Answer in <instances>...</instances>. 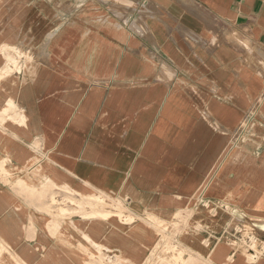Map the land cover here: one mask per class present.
<instances>
[{"label": "crops", "instance_id": "crops-1", "mask_svg": "<svg viewBox=\"0 0 264 264\" xmlns=\"http://www.w3.org/2000/svg\"><path fill=\"white\" fill-rule=\"evenodd\" d=\"M133 4L0 0V264H143L147 218L264 264L204 245L264 223V0Z\"/></svg>", "mask_w": 264, "mask_h": 264}, {"label": "rangeland", "instance_id": "rangeland-1", "mask_svg": "<svg viewBox=\"0 0 264 264\" xmlns=\"http://www.w3.org/2000/svg\"><path fill=\"white\" fill-rule=\"evenodd\" d=\"M94 1H98L100 5L104 6L103 8L107 10V13L114 16L120 15L119 11L123 7L125 10H131L135 7L133 0H101L102 3L99 0ZM65 4L68 5V3ZM128 24L130 23L128 22ZM11 51V63L16 67L23 55L14 49ZM63 199L62 197V206L65 204ZM106 200L108 199L100 196L93 200V204L92 202H88V206L99 207L100 209L105 207L116 209L117 219L122 221L123 210L120 207L118 208V206L108 203ZM50 201L51 204H56L53 196H51ZM103 217L106 218L107 215H103ZM230 224L226 226L222 234L216 237V239L205 242L206 249H208V245L211 242L226 246L231 251V255L226 259L227 263L233 261V257L237 255H242L249 263H253L264 257V223L236 219ZM189 227L185 224H166L154 218L141 219V248L152 250L150 256L146 258L143 264H213L211 258L206 256V254L203 258L202 256L186 252V249H192L193 247L181 235L187 229H191ZM150 230L153 232L151 240L148 237L145 239L144 232L148 233ZM224 232L225 234L223 235ZM94 248L99 250L97 264H117V258L110 260L107 256H103L100 251L104 249L103 246L94 245Z\"/></svg>", "mask_w": 264, "mask_h": 264}, {"label": "built area", "instance_id": "built-area-1", "mask_svg": "<svg viewBox=\"0 0 264 264\" xmlns=\"http://www.w3.org/2000/svg\"><path fill=\"white\" fill-rule=\"evenodd\" d=\"M247 126H248V122L246 121L244 123V125L239 129V131L237 133V136H236L235 140L232 143L233 145H237L241 141L242 137L244 136V133L246 131ZM224 234H225V232L223 233V235Z\"/></svg>", "mask_w": 264, "mask_h": 264}]
</instances>
